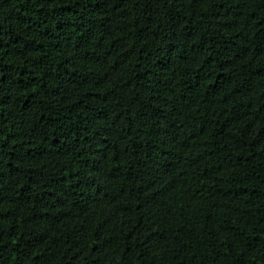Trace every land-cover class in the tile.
Returning a JSON list of instances; mask_svg holds the SVG:
<instances>
[{"label": "trees", "instance_id": "1", "mask_svg": "<svg viewBox=\"0 0 264 264\" xmlns=\"http://www.w3.org/2000/svg\"><path fill=\"white\" fill-rule=\"evenodd\" d=\"M0 264H264V0H0Z\"/></svg>", "mask_w": 264, "mask_h": 264}]
</instances>
